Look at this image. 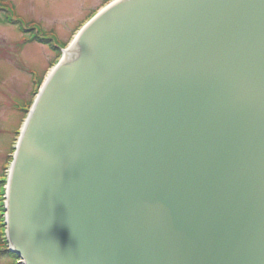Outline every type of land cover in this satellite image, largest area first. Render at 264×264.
Instances as JSON below:
<instances>
[{
	"label": "water",
	"instance_id": "water-1",
	"mask_svg": "<svg viewBox=\"0 0 264 264\" xmlns=\"http://www.w3.org/2000/svg\"><path fill=\"white\" fill-rule=\"evenodd\" d=\"M20 264H264V0H116L43 83L6 185Z\"/></svg>",
	"mask_w": 264,
	"mask_h": 264
},
{
	"label": "rangeland",
	"instance_id": "rangeland-1",
	"mask_svg": "<svg viewBox=\"0 0 264 264\" xmlns=\"http://www.w3.org/2000/svg\"><path fill=\"white\" fill-rule=\"evenodd\" d=\"M109 1L0 0V201L3 200L2 189L8 173L9 153L34 97V90L40 84L37 81L44 79L42 76L56 59L59 48L69 46L71 36L79 25ZM2 8H11L13 19L18 17L26 27L33 25L35 31L55 40L47 38L48 42H44L43 38L40 42L36 39L27 41L32 31L23 33L15 24L6 23L7 12L4 13ZM0 209L3 212V207ZM1 234L2 231L0 250L5 248ZM0 264H17V261L0 251Z\"/></svg>",
	"mask_w": 264,
	"mask_h": 264
},
{
	"label": "trees",
	"instance_id": "trees-1",
	"mask_svg": "<svg viewBox=\"0 0 264 264\" xmlns=\"http://www.w3.org/2000/svg\"><path fill=\"white\" fill-rule=\"evenodd\" d=\"M13 22H17V21H16V20H13ZM0 251H2L3 253H5V254L9 255L10 257L14 258L15 261L17 260V256L14 255V254H13L12 252H10L9 250H0Z\"/></svg>",
	"mask_w": 264,
	"mask_h": 264
}]
</instances>
